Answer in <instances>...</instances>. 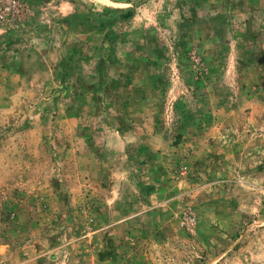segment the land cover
I'll return each mask as SVG.
<instances>
[{"label":"rangeland","instance_id":"rangeland-1","mask_svg":"<svg viewBox=\"0 0 264 264\" xmlns=\"http://www.w3.org/2000/svg\"><path fill=\"white\" fill-rule=\"evenodd\" d=\"M0 264H264V0H0Z\"/></svg>","mask_w":264,"mask_h":264},{"label":"trees","instance_id":"trees-1","mask_svg":"<svg viewBox=\"0 0 264 264\" xmlns=\"http://www.w3.org/2000/svg\"><path fill=\"white\" fill-rule=\"evenodd\" d=\"M132 15L131 11H128L127 13H125L123 16L126 17H130Z\"/></svg>","mask_w":264,"mask_h":264},{"label":"bare ground","instance_id":"bare-ground-1","mask_svg":"<svg viewBox=\"0 0 264 264\" xmlns=\"http://www.w3.org/2000/svg\"><path fill=\"white\" fill-rule=\"evenodd\" d=\"M102 2V1H101Z\"/></svg>","mask_w":264,"mask_h":264}]
</instances>
